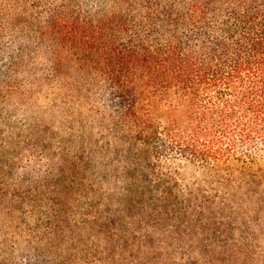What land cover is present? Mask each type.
<instances>
[{
	"label": "trees",
	"instance_id": "trees-1",
	"mask_svg": "<svg viewBox=\"0 0 264 264\" xmlns=\"http://www.w3.org/2000/svg\"><path fill=\"white\" fill-rule=\"evenodd\" d=\"M210 219L264 264V0H0V264H174Z\"/></svg>",
	"mask_w": 264,
	"mask_h": 264
},
{
	"label": "rangeland",
	"instance_id": "rangeland-1",
	"mask_svg": "<svg viewBox=\"0 0 264 264\" xmlns=\"http://www.w3.org/2000/svg\"><path fill=\"white\" fill-rule=\"evenodd\" d=\"M71 104V103H69ZM71 105H68L67 110H69V113H71V119L72 123L74 124L76 135L82 134L83 132H90L92 130L91 126H99L101 125L105 126L103 124V120L101 117V114H98L96 110H92L95 115H97L98 122H90V118L88 117V114L90 111L88 110L87 107L82 106L81 108L75 103ZM83 113V114H82ZM50 114L52 116L53 113L50 111ZM56 114V113H55ZM61 115L60 109L58 113L55 115L58 116ZM66 118H64L65 121ZM80 125H83L81 127ZM77 154V153H76ZM226 219H224L225 221ZM222 221V220H221ZM177 222V221H176ZM175 221L169 223V224H176ZM227 222V221H226ZM168 224V225H169ZM175 226V225H174ZM218 226V224L215 222V220H202L201 222L199 221L197 232L190 234V231L186 233L187 239H190L194 246L190 247L187 245V243H174L175 245V252H178L180 255L186 256V258L176 260L174 264H187L188 256L189 254H192L193 259L195 260H200L201 264H245L244 259H245V254L242 253L240 245L238 247L233 246V242L229 241V235L227 233H221L215 229H212L214 227ZM226 223L223 225V228H226ZM185 236V235H184ZM169 237V236H168ZM99 241L104 245V240L102 239V235L98 236ZM180 238V237H179ZM179 240V239H178ZM171 242V239H169ZM236 248L238 251H236V255L234 257H231L232 251L231 249ZM174 251V250H173ZM221 252V258H215L219 253ZM165 263V262H164ZM190 263V261L188 262ZM191 264H197V263H192Z\"/></svg>",
	"mask_w": 264,
	"mask_h": 264
}]
</instances>
